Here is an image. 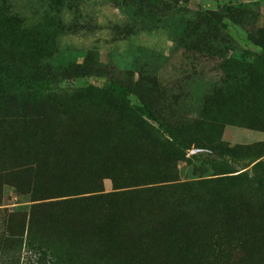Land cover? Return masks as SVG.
<instances>
[{
  "label": "rangeland",
  "instance_id": "obj_1",
  "mask_svg": "<svg viewBox=\"0 0 264 264\" xmlns=\"http://www.w3.org/2000/svg\"><path fill=\"white\" fill-rule=\"evenodd\" d=\"M262 40L264 0H0V166L40 156L42 168L0 192V264H158L122 246L116 207L100 249L43 206L85 186L237 173V198L216 182L210 204L184 210L225 215L241 246L232 264H264Z\"/></svg>",
  "mask_w": 264,
  "mask_h": 264
},
{
  "label": "trees",
  "instance_id": "obj_2",
  "mask_svg": "<svg viewBox=\"0 0 264 264\" xmlns=\"http://www.w3.org/2000/svg\"><path fill=\"white\" fill-rule=\"evenodd\" d=\"M254 43V42H253ZM264 49V40L255 42ZM234 63V62H233ZM234 94V93H232ZM236 110H252L254 107L246 99L234 102ZM255 129L264 130V122L253 124ZM261 145L253 148L259 149ZM53 161V160H52ZM41 157L34 162L26 160L20 164L0 166V192L8 182L24 176L38 179ZM234 173V172H228ZM242 173L226 176L220 183L232 185L224 192L237 198L238 182ZM38 175V176H37ZM175 180L145 183L119 194H105L94 187H83L80 190L60 192L57 197L69 196L62 202L50 203L43 207L49 209L58 206L67 214L73 215L76 224L72 225V236L80 234L84 244H92L101 249L100 233L106 222V214L116 207L118 223L115 232H120L122 246L130 248L135 258L146 256L148 260L161 264L168 257L177 264H232L241 246L234 229H228V218L214 214L191 216L185 207L192 204H210L212 193L218 183L212 182L203 187L200 184L180 185ZM164 183V184H163ZM73 238H71L72 240ZM87 249H90L86 251ZM101 251V250H100ZM95 253L92 247L82 248L87 253Z\"/></svg>",
  "mask_w": 264,
  "mask_h": 264
}]
</instances>
